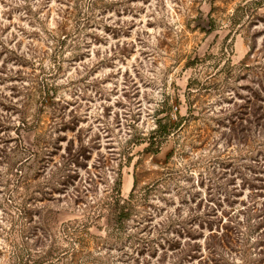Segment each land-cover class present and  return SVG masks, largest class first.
Returning <instances> with one entry per match:
<instances>
[{
    "label": "rangeland",
    "instance_id": "374dc122",
    "mask_svg": "<svg viewBox=\"0 0 264 264\" xmlns=\"http://www.w3.org/2000/svg\"><path fill=\"white\" fill-rule=\"evenodd\" d=\"M263 206L264 0H0V264H264Z\"/></svg>",
    "mask_w": 264,
    "mask_h": 264
},
{
    "label": "trees",
    "instance_id": "16d2710c",
    "mask_svg": "<svg viewBox=\"0 0 264 264\" xmlns=\"http://www.w3.org/2000/svg\"><path fill=\"white\" fill-rule=\"evenodd\" d=\"M164 121H167L165 125L161 127V132L164 134L169 135L171 130H175L178 127V122L173 121L170 116H167ZM134 195H131L128 201L121 202L120 197H116V201L113 203V215L117 219L114 223L113 231L115 233H119L124 227L123 224L126 220L130 218V216L134 212V205L133 203ZM133 203V204H132ZM256 208H253L255 210ZM264 209V206H263ZM262 210V212H264ZM223 225V228L221 226ZM234 221L232 220V216H230L226 222L223 223L222 220L218 221L216 224V229H213V224H208V228L212 231L211 234L207 237L206 249L208 253L203 255L201 252V247L196 243H191L190 241L196 238L192 234H190V239L187 241L186 249L181 248L179 252V257H181V261L188 260L190 262H194L195 259H198L197 263L192 264H222V260L220 259V249H228L234 242V236H236V229L233 227ZM78 235L82 233L79 231ZM188 234V232H185ZM190 233V232H189ZM181 235V234H180ZM180 248V247H179Z\"/></svg>",
    "mask_w": 264,
    "mask_h": 264
}]
</instances>
